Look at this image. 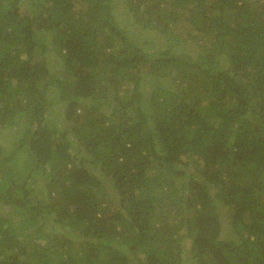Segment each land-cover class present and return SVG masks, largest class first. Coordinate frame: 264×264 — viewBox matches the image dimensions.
<instances>
[{
	"label": "trees",
	"instance_id": "16d2710c",
	"mask_svg": "<svg viewBox=\"0 0 264 264\" xmlns=\"http://www.w3.org/2000/svg\"><path fill=\"white\" fill-rule=\"evenodd\" d=\"M183 262L264 264V0H0V264Z\"/></svg>",
	"mask_w": 264,
	"mask_h": 264
},
{
	"label": "rangeland",
	"instance_id": "374dc122",
	"mask_svg": "<svg viewBox=\"0 0 264 264\" xmlns=\"http://www.w3.org/2000/svg\"><path fill=\"white\" fill-rule=\"evenodd\" d=\"M138 32H135L134 33V37H137V36H139L138 34H137ZM50 66H51V68H55L56 66H57V59H50ZM149 87V86H148ZM52 119H55L58 123H62V116L61 115H57L56 113H52ZM21 167H23L22 168V170L24 169V165L22 164V165H19V170H21ZM20 174H22V171H21V173ZM37 182L36 183H34L33 184V187L35 188V191H39V189L42 187V188H44L45 186H44V181L41 179V177H39L38 178V180H36ZM179 182H181V181H179ZM187 194L189 195V193L187 192ZM187 203V202H186ZM227 222L226 221H224L222 224H223V231H222V235H221V238H223V239H227V240H229L230 238H232L231 237V234H230V229L228 228V226H227V224H226ZM185 262H183V264H184Z\"/></svg>",
	"mask_w": 264,
	"mask_h": 264
}]
</instances>
